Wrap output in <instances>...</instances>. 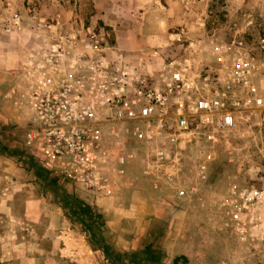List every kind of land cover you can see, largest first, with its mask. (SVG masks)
Masks as SVG:
<instances>
[{
	"label": "built area",
	"instance_id": "built-area-1",
	"mask_svg": "<svg viewBox=\"0 0 264 264\" xmlns=\"http://www.w3.org/2000/svg\"><path fill=\"white\" fill-rule=\"evenodd\" d=\"M214 18L200 26L209 32L216 65L201 70L194 69L189 57L177 55L164 59L156 76L110 63L97 54L109 48L111 33L79 22L75 32L61 33L31 52L25 63L30 80L25 96L35 109L28 146L37 141V163L61 186L72 183L109 197L112 181L104 164L111 162L123 175L143 149V174L153 179L154 188L169 186L176 197L192 198L225 136L244 114L264 110L258 85L264 63L247 41L252 22L224 24ZM19 24L13 19L5 29L10 32ZM170 41L184 52L197 48L182 32L170 35ZM259 43L264 47V39ZM106 124L113 136L133 140L138 148L105 149ZM191 150L196 185L188 188L181 174ZM224 206L234 209L228 226L252 242L256 264H264V166L249 187L231 184Z\"/></svg>",
	"mask_w": 264,
	"mask_h": 264
},
{
	"label": "crops",
	"instance_id": "crops-1",
	"mask_svg": "<svg viewBox=\"0 0 264 264\" xmlns=\"http://www.w3.org/2000/svg\"><path fill=\"white\" fill-rule=\"evenodd\" d=\"M92 1L93 4L90 6L93 13L92 20L87 21V23L84 22V24L95 28H110L113 32V39L111 44L108 45L109 48L105 49L104 53L97 54V57H101L110 63H116L119 66L129 65L140 74H151L153 76L158 74L164 59L175 55L189 57L196 70H201L208 65H216L209 32L203 29L200 22L197 21L200 13L205 9H210L209 12L214 11L215 0ZM221 2L223 4L222 9H224L222 11H228L227 13L230 16L243 11L264 9V0H224V2L221 0ZM21 9L20 5H17V9L14 7L12 11L17 13ZM76 9L77 7H75ZM83 9V7H78L77 11L84 12ZM57 15L61 18L60 20L51 23L47 21V24L52 25L50 29L47 24L46 27H43L42 23L38 21L25 22V20H21L20 24L14 26L10 32H7L3 27L5 24L0 25V132H2V136H6L9 126H15V129L11 131L12 136L8 134V138L11 140L21 139V144L13 149H10L7 145L4 146L0 142V210L5 211L2 204V197L6 195L4 192L12 189L14 194L10 203L11 214L15 218L26 221L33 230L29 233L19 230V240L16 242L11 241L5 245L0 244V257L7 256L6 251L8 252L11 249L10 255L7 256V264H75L64 257L65 254L71 251H69V246L63 247L62 235L57 230L58 226L62 224L58 225V221L63 222L62 214H54L53 224H51L52 221L51 223L47 221L45 228H39L38 223H40L41 218L46 217L48 220L50 216L46 212L47 208L43 205V201L38 196V184L25 183L18 178L26 179V173H36L30 162L37 163L35 159L39 157L37 141L34 140L33 144L28 146V135L34 127L35 109L30 99L25 96V93L30 91V80L27 76L25 63L29 60L32 51L39 50L40 47H46L52 42V32H58L59 30L60 33H64L73 29L75 22L65 20L62 9L56 11L55 17ZM56 22H58V25H56ZM40 28H43V32H39ZM249 31L250 28L247 31L248 34ZM176 32H182L186 41H195L197 48L184 52L181 44L173 46L170 35ZM259 92L262 95L263 91L260 90ZM129 141L134 143L133 140H128V146L131 144ZM28 150L33 152L34 157L29 154ZM132 163L141 164L139 165L140 182L137 187H141L147 193L138 197L130 196L129 200L123 203L146 205V213L149 217L157 216L166 222L171 221L173 223L172 228L175 230L178 228L179 220L182 221V225L186 223V232L181 234L176 233L174 230L171 234L173 239L169 237L158 242V246L166 251L169 259L184 257L190 264H193L198 260L207 261L213 253H219L221 258H227L224 261L225 263L241 264L240 249L227 244L228 236H231L230 227L228 226V223L232 220L230 211L227 214L218 213L215 211V205L208 206L205 201L203 211H200L201 208L197 205L192 211L194 213L188 214L189 216H184L179 211L173 212L172 208L166 204L168 203L166 200L161 201L158 199V194H162L165 188H172L169 186H163L159 190L154 188L153 179L143 174V152H137L136 157L125 166L126 174L129 170H127L128 166ZM186 169L185 166V170L181 174L183 180ZM12 177L15 178V181L12 180ZM44 184L50 186L47 181ZM126 185L128 186L125 189L129 191V183ZM56 186L65 187V189L74 192L76 198L90 205L95 213L106 219L109 224L108 237H112V241L118 245V249L116 248L117 250L114 253L120 258L123 257L121 253L123 248L127 245L131 247L133 244L127 236L122 238L119 235L123 223L128 221L123 217L131 212L127 208L119 207L120 199L118 195L124 193L125 189H119V192L115 193L117 188L112 183L113 194L109 197H100L72 183L63 186L56 184ZM20 190L26 191L28 196L19 193ZM17 191L18 194L15 195ZM1 195L3 196L1 197ZM174 196L176 197V191ZM196 196L195 194L192 198L186 199L190 201L197 200ZM205 198L207 199L208 195ZM159 200L161 203L158 202ZM224 201L221 200L223 205ZM156 203L160 205L157 206ZM117 219L122 221L120 228L116 227ZM64 221L66 222V220ZM201 222L205 224L204 229L196 227ZM63 225L66 226V224ZM224 227L226 228L225 237L222 232ZM200 233L204 237V243L201 246L198 242ZM174 236L177 237L174 239ZM180 236L184 238H180ZM82 249L78 253H85L87 258L78 257V260L76 259L77 264H96L95 255L100 252L104 253L102 249H93L90 246ZM145 253L151 256L154 263L161 261V258H158L156 253L149 247ZM202 254H204L203 259L200 258ZM221 254H224V256H221ZM175 264L182 263L177 260Z\"/></svg>",
	"mask_w": 264,
	"mask_h": 264
},
{
	"label": "rangeland",
	"instance_id": "rangeland-1",
	"mask_svg": "<svg viewBox=\"0 0 264 264\" xmlns=\"http://www.w3.org/2000/svg\"><path fill=\"white\" fill-rule=\"evenodd\" d=\"M224 2V0H223ZM92 0H0V25L10 24L13 19H19L20 21L25 20V22L29 21H38L42 23L43 27L52 21L60 20L59 15H56V11L58 9L63 10V16L65 20L79 23H87V21L92 20L93 13L90 10V6H92ZM17 5H20L22 8L19 12H13V8L17 9ZM222 2L221 0H215L213 5V10L211 18H209L210 9H205L202 13H200L198 20L199 22L203 20H213L216 16L218 20H221L222 23L227 24L228 22H238L239 24H246L249 21L252 22V25L249 27L250 31L247 35L248 46L254 50L259 56V58L264 63V47H262V43H259L260 39H264V9L258 8L254 9V11L248 10L239 12L231 16L226 11H222ZM221 6V7H220ZM72 9L69 10V8ZM75 7L77 9L75 10ZM78 7H83L84 12L77 11ZM54 15V17H53ZM215 15V16H214ZM5 26H3L5 28ZM75 26V25H74ZM88 26V25H86ZM100 31H109L111 33V38L109 39V45L113 39V32L110 28H98ZM76 30L73 28L70 33L75 32ZM39 32H43V28L39 29ZM67 32H64L66 34ZM60 32H52L51 39L54 40L60 36ZM264 46V45H263ZM33 52V51H32ZM264 73V72H263ZM264 75V74H263ZM261 75L259 78L258 85L260 90L263 91L262 95L264 98V82H261L263 77ZM71 76L67 75L66 77ZM73 77V76H71ZM74 78V77H73ZM72 79V78H68ZM104 133H105V141L103 146L107 150L112 149H132L136 150L138 146L129 141L131 144L127 145V138H116L111 134V129L109 125H104ZM15 129V126H9V130H7V135L2 136V132H0V142L4 144V146H8L10 149L15 148L21 144V139L11 140L9 139V135L12 136V130ZM130 140V139H129ZM144 152L143 149H138V153ZM185 166H186V174L184 176V180L187 182V187H191L196 185L195 181V153L193 150L189 152L188 155L185 156ZM105 172L110 177L112 183H114V187H116L117 192L127 188L129 183V191L128 189L124 190V193L118 195L120 199L119 207L127 208L131 210L130 214L126 217H123L125 220H128L123 223V227L119 230V235L123 238L127 236L131 239V247L123 248L121 252L123 257L115 258L116 264H175L176 258H178V262L182 264H190L188 260L184 257H176L173 259H169L166 251L158 246V242L160 240H164L165 238H169L172 234V231L175 229L172 228V222H166L160 217H149L146 213V205H133V204H124L129 200L130 196L138 197L140 195H144L147 192L143 190L141 187H137V184L140 182V169L138 163H132L127 168V174L117 175L116 169L117 166L112 164L111 162L104 164ZM264 166V110H258L249 112L243 115V118L239 121L237 128L231 132H229L223 143L218 148V154L216 161L212 164L210 171L207 175V178L199 182L197 184L198 190L196 193L197 200H187L186 198H176L174 196L175 190L170 188H165L162 194H158V199L161 201L166 200L172 211H179L184 214V216H189L190 213L194 210L195 207L201 208L200 211L204 210V203L208 206H214L215 211L218 213L227 214L230 209L225 208L222 202L225 200L224 198H228V192L231 184L239 183L244 187H249L250 184L254 183L257 180L259 175V170H261ZM26 179L18 177L22 182H31L37 183L38 196L43 203V205L47 208L46 212L49 213L50 218L42 217L40 223H38L39 228H45V224L51 223L54 214H62L63 222L58 221L57 230L62 235V245L63 247L69 246V253L65 254V258L70 259L71 263L77 264L76 259L78 257L87 258L85 253H78L83 250L84 247H92L93 249H101V244L103 242L107 243L113 252L118 249V245L112 241V237H108L109 224L105 221V228L94 229L93 232L96 234V243L91 242L90 235L92 234L91 230L88 228L87 222L82 220L80 216L74 215L71 212V209L66 207L63 202H65L63 192H67L68 194L74 195V192L65 189V187L59 186H47L44 184L46 180L43 177H39L35 172H28L25 174ZM12 180L15 181V178L12 177ZM131 186V187H130ZM6 195H1L4 205V210H0V244L5 245L11 241L16 242L20 238H18L19 230L24 233H29L32 230V227L28 226L27 222L21 220L19 218L13 217L12 209L10 210V203L12 202L13 190L9 189L7 192H4ZM19 193H23L28 196L26 191L20 190ZM135 193V194H134ZM173 193V194H172ZM2 194V193H1ZM18 194V191L15 195ZM135 195V196H134ZM208 195V198L205 197ZM75 196V195H74ZM212 197V198H211ZM220 197L221 200H220ZM205 198V200H204ZM135 200V199H132ZM158 201L161 203V201ZM131 201V200H130ZM157 204V203H156ZM196 204V206H195ZM2 205V206H3ZM160 204L158 203L157 206ZM94 208V207H93ZM232 212L234 209L231 208ZM230 210V211H231ZM98 214V213H97ZM189 214V215H188ZM234 217V215H232ZM18 217V216H16ZM66 220V222L64 221ZM167 226L165 227V223ZM178 228L175 230L176 233L186 232V223L182 225V221L179 220ZM121 220L117 219L116 227L120 228ZM52 221L51 224H53ZM63 224H66L64 226ZM197 228L204 229L205 224L203 222L198 223ZM229 228V227H228ZM231 231V236H228V243L231 246L238 247L241 252V264H256V258L253 257V247L251 245V241L246 239V237H240L234 232L233 229L229 228ZM42 232V231H41ZM223 236L225 237L226 228H222ZM177 236H174V239ZM180 238H184L180 236ZM173 239V238H172ZM199 244L200 246L204 243L203 234H199ZM255 243V242H254ZM257 244V243H255ZM258 245V244H257ZM153 250L156 253L158 258H161L159 263H154L151 259V256H148L145 252L148 249ZM179 247V246H178ZM117 248V249H116ZM180 248V247H179ZM219 248H221L219 246ZM161 253H160V251ZM11 249L7 252V256L10 255ZM15 252V249H14ZM120 252V251H119ZM165 252V253H164ZM116 254V253H115ZM6 255L0 257V264H7L8 258ZM224 256V254H221ZM204 258V254L202 257ZM78 260V259H77ZM227 258H221L219 253H213L212 257H209L207 261L198 260L193 264H228L225 263ZM244 261V262H243ZM243 262V263H242ZM95 263L96 264H110V261L107 260V257L104 253L100 252L95 255Z\"/></svg>",
	"mask_w": 264,
	"mask_h": 264
},
{
	"label": "trees",
	"instance_id": "trees-1",
	"mask_svg": "<svg viewBox=\"0 0 264 264\" xmlns=\"http://www.w3.org/2000/svg\"><path fill=\"white\" fill-rule=\"evenodd\" d=\"M31 167H33L36 171L38 177H43L50 185L55 186L57 184V180L50 175V173L44 170L39 164L30 162ZM65 198L64 205L71 209L72 214L80 216L82 220L87 222L89 230H91L92 234L90 235L91 242L96 243V234H94V229L105 228V221L103 216L95 213L92 207L82 200L76 198L74 195L68 194L67 192L62 193ZM101 249L105 253L106 257L110 261V264H116L115 258L117 255L112 251V249L107 245V243L103 242L101 244ZM119 257V256H118ZM175 260V263H177Z\"/></svg>",
	"mask_w": 264,
	"mask_h": 264
}]
</instances>
